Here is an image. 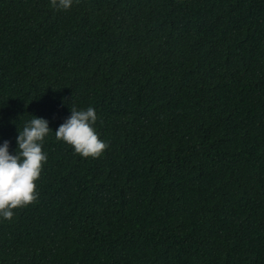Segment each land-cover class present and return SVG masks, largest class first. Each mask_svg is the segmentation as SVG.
I'll return each instance as SVG.
<instances>
[{
  "label": "trees",
  "instance_id": "1",
  "mask_svg": "<svg viewBox=\"0 0 264 264\" xmlns=\"http://www.w3.org/2000/svg\"><path fill=\"white\" fill-rule=\"evenodd\" d=\"M73 106L98 158L55 137ZM33 116L47 160L0 264H264V0H0L10 154Z\"/></svg>",
  "mask_w": 264,
  "mask_h": 264
},
{
  "label": "clouds",
  "instance_id": "2",
  "mask_svg": "<svg viewBox=\"0 0 264 264\" xmlns=\"http://www.w3.org/2000/svg\"><path fill=\"white\" fill-rule=\"evenodd\" d=\"M73 0H50V6L67 10ZM95 109H70V116L55 131L57 140L72 147L83 158H98L108 148L94 128ZM52 131L48 121L33 116L26 122L16 138L17 148L10 154L9 142L0 145V216L11 219L13 209L25 207L38 198L36 181L39 179L46 154L42 150L44 138Z\"/></svg>",
  "mask_w": 264,
  "mask_h": 264
},
{
  "label": "rangeland",
  "instance_id": "3",
  "mask_svg": "<svg viewBox=\"0 0 264 264\" xmlns=\"http://www.w3.org/2000/svg\"><path fill=\"white\" fill-rule=\"evenodd\" d=\"M122 111V110H121Z\"/></svg>",
  "mask_w": 264,
  "mask_h": 264
}]
</instances>
